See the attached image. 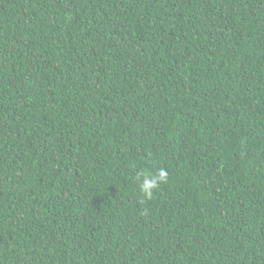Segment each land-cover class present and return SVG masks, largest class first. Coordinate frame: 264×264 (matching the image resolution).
<instances>
[{
    "label": "trees",
    "instance_id": "1",
    "mask_svg": "<svg viewBox=\"0 0 264 264\" xmlns=\"http://www.w3.org/2000/svg\"><path fill=\"white\" fill-rule=\"evenodd\" d=\"M0 264H264V0H0Z\"/></svg>",
    "mask_w": 264,
    "mask_h": 264
},
{
    "label": "clouds",
    "instance_id": "2",
    "mask_svg": "<svg viewBox=\"0 0 264 264\" xmlns=\"http://www.w3.org/2000/svg\"><path fill=\"white\" fill-rule=\"evenodd\" d=\"M141 175L143 179L140 180L139 188L141 193L148 198H151L154 190L158 189L160 184L166 182L168 179V172L164 168L159 169L156 174L142 173Z\"/></svg>",
    "mask_w": 264,
    "mask_h": 264
}]
</instances>
